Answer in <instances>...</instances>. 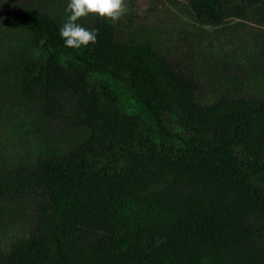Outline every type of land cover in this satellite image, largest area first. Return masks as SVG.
<instances>
[{
	"label": "trees",
	"instance_id": "16d2710c",
	"mask_svg": "<svg viewBox=\"0 0 264 264\" xmlns=\"http://www.w3.org/2000/svg\"><path fill=\"white\" fill-rule=\"evenodd\" d=\"M190 5L203 25L264 29V0ZM60 14L41 0H0V26L26 30L41 51L18 64L15 88L87 133L28 169L0 171V206L32 215L0 247V264H264V95L203 103L177 62L120 40L106 19L80 23L97 30L95 44L66 47Z\"/></svg>",
	"mask_w": 264,
	"mask_h": 264
},
{
	"label": "rangeland",
	"instance_id": "374dc122",
	"mask_svg": "<svg viewBox=\"0 0 264 264\" xmlns=\"http://www.w3.org/2000/svg\"><path fill=\"white\" fill-rule=\"evenodd\" d=\"M41 1L67 20L70 0ZM125 3L128 12L118 22L108 20L117 37L126 42H148L172 58L196 79L203 103L228 93L264 95V59L259 55L263 27L236 18H229L221 26L203 25L197 21L190 0ZM95 18L100 17L90 14L77 23ZM40 53L30 43L26 30L0 26V171L6 175L28 169L37 156L63 153L87 135L66 112L54 119L44 117L38 106L15 88L18 64ZM2 205L0 247L25 235L32 217L31 210L23 204Z\"/></svg>",
	"mask_w": 264,
	"mask_h": 264
},
{
	"label": "clouds",
	"instance_id": "9594fccd",
	"mask_svg": "<svg viewBox=\"0 0 264 264\" xmlns=\"http://www.w3.org/2000/svg\"><path fill=\"white\" fill-rule=\"evenodd\" d=\"M66 11L70 15L60 28L59 35L66 47L79 49L95 44L98 32L77 23L78 19L93 14L115 23L128 12V7L125 0H70Z\"/></svg>",
	"mask_w": 264,
	"mask_h": 264
}]
</instances>
